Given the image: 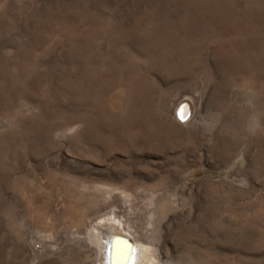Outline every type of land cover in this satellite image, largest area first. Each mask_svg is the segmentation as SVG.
<instances>
[{"label": "rangeland", "instance_id": "rangeland-1", "mask_svg": "<svg viewBox=\"0 0 264 264\" xmlns=\"http://www.w3.org/2000/svg\"><path fill=\"white\" fill-rule=\"evenodd\" d=\"M94 230L264 264V0H0V264H100Z\"/></svg>", "mask_w": 264, "mask_h": 264}, {"label": "bare ground", "instance_id": "bare-ground-1", "mask_svg": "<svg viewBox=\"0 0 264 264\" xmlns=\"http://www.w3.org/2000/svg\"><path fill=\"white\" fill-rule=\"evenodd\" d=\"M181 111L184 115L187 108H183ZM93 234L96 241L104 245L102 250L104 260L100 264H135L139 248L133 245L128 238L117 233L100 235L96 230L93 231Z\"/></svg>", "mask_w": 264, "mask_h": 264}]
</instances>
